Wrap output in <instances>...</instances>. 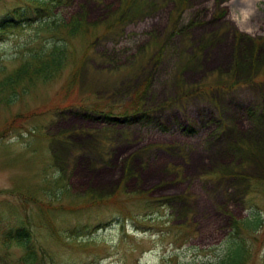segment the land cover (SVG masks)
<instances>
[{"label": "rangeland", "instance_id": "obj_1", "mask_svg": "<svg viewBox=\"0 0 264 264\" xmlns=\"http://www.w3.org/2000/svg\"><path fill=\"white\" fill-rule=\"evenodd\" d=\"M24 3L0 0V17ZM54 6L95 39L83 59L92 38L69 39L56 79L0 100V232L28 226L54 264H205L259 215L242 236L264 264V0ZM34 25L0 41L5 72L42 44ZM135 93L146 114L125 121Z\"/></svg>", "mask_w": 264, "mask_h": 264}, {"label": "trees", "instance_id": "obj_2", "mask_svg": "<svg viewBox=\"0 0 264 264\" xmlns=\"http://www.w3.org/2000/svg\"><path fill=\"white\" fill-rule=\"evenodd\" d=\"M24 7H12L0 17V41L11 30H21L25 26L34 25L37 34L42 32L46 34L38 45L37 50L31 49L27 55L20 59V63L10 72H5L0 68V100L6 105L13 103L18 98L17 88L23 86L22 91H26L29 86L36 82H48L56 79L66 65L69 64V39L79 36H89L91 42L87 43L83 50V56H87L88 51L94 43V32L90 34L83 28V23L73 20L70 22H59V14L54 13V5L59 0H23ZM121 16V15H120ZM56 17L57 22H52L51 18ZM60 29H65L66 32L61 35ZM42 31V32H41ZM69 37V38H68ZM50 39L49 41H47ZM81 59V60H82ZM82 63V61H81ZM80 63V64H81ZM80 66L74 63V69L71 71L73 75L69 82L73 83L78 78ZM147 86V83L144 84ZM131 114L123 111L120 113L121 119L130 121L133 118L145 116L146 112L141 109V101L139 93L134 94ZM83 107V106H82ZM90 111L98 113L99 105L93 107H83ZM110 112L105 113L108 117ZM235 221L233 225V233L227 240L224 255L216 262L206 264H248L251 257V248L249 242L243 238L244 231L257 232L261 226V218L258 215L251 216L249 219L242 220L238 225ZM0 236V263L7 262L8 264H54L46 255L45 252L36 243L34 232L25 225L10 227ZM17 247L21 249V254L12 258L8 253L9 249Z\"/></svg>", "mask_w": 264, "mask_h": 264}, {"label": "bare ground", "instance_id": "obj_3", "mask_svg": "<svg viewBox=\"0 0 264 264\" xmlns=\"http://www.w3.org/2000/svg\"><path fill=\"white\" fill-rule=\"evenodd\" d=\"M246 10H244L242 12V16H243V21H245V19H247V12H245Z\"/></svg>", "mask_w": 264, "mask_h": 264}]
</instances>
